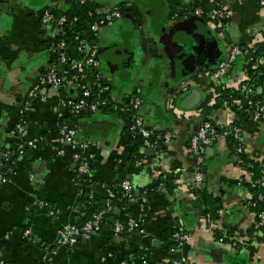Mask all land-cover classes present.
Here are the masks:
<instances>
[{"label":"crops","instance_id":"1","mask_svg":"<svg viewBox=\"0 0 264 264\" xmlns=\"http://www.w3.org/2000/svg\"><path fill=\"white\" fill-rule=\"evenodd\" d=\"M173 2L88 3L97 14L122 8V17L104 26L95 39L100 71L111 85V100L119 105H128L137 87L143 90L140 111L145 123L173 135L155 151L130 131L127 113L107 106L86 109L78 117L70 114L68 99L92 88L95 79L93 71L77 61L59 63L68 77L60 87H40L39 76L55 61L59 41L57 25L44 23L42 15L46 10H67L68 0L0 1V150L18 143L16 125L26 106L23 138H47L17 158L8 181L0 183V254L5 264H169L175 258L171 251L175 232L188 236L175 251L186 258L185 264H264V224L247 205L257 187L236 150L238 142L220 135L206 148L202 169L206 202L193 186L197 154L191 146L204 120L220 129L239 124L246 156L264 162V117L252 118L248 94L242 89L253 83L257 98L264 102V65L258 61L264 42V4L262 0ZM215 4L229 15L223 29L206 16H174L176 10ZM233 44L246 47L249 54L240 56L217 79L210 74L217 67L213 62L224 59ZM184 82L189 85L185 92L202 93L196 109L179 106ZM66 125L78 127L74 144L63 140ZM77 151L92 154L94 209L108 206L111 221L87 241L53 246L64 224L81 223L86 215L75 174ZM140 160L145 164H138ZM123 179L132 181L138 197L147 195L143 231L114 230V219H142L140 201L127 204L116 190ZM161 180L169 184L167 193L158 190ZM42 200L55 205V216L39 207Z\"/></svg>","mask_w":264,"mask_h":264},{"label":"built area","instance_id":"2","mask_svg":"<svg viewBox=\"0 0 264 264\" xmlns=\"http://www.w3.org/2000/svg\"><path fill=\"white\" fill-rule=\"evenodd\" d=\"M6 1V0H0ZM70 2L78 1L82 4H88L90 0H68ZM264 4V0H262ZM91 14H94L93 10H89ZM122 14V8L120 6H115L112 9L98 14L96 19L91 24V31L94 35H98L100 30L106 26L108 23L112 22L114 19L119 18ZM190 14L195 16H206L211 21L214 22L216 28L223 29L228 20V13L223 9L222 6L215 4L210 8H204L203 6H193L189 9L176 10L174 16H182L183 18L188 17ZM42 20L44 23H53L58 27L59 35L64 31V24L67 20L65 15L57 17L52 11L46 10L42 15ZM76 31V30H75ZM58 35V37H59ZM75 40L77 41V48L80 52L84 53L81 59H70L67 53L66 43L59 42L55 53L57 57L55 61L50 64L48 69L41 73L39 76L40 87L53 86L60 87L64 82L68 81V77L64 74L59 66V63H64L69 60L77 61L81 67L89 68L93 70L94 81L93 87L98 89L100 94L99 98L89 102L88 98L91 96V88L86 87L82 91V95L78 98H70L67 101V106L69 108L70 114L73 117H78L85 111L89 109L91 111H96L99 107L110 106L116 111L124 112L128 114L130 120L129 129L135 135L141 136L143 138L144 145L151 147L153 150L158 151L164 142H168L172 139V133L161 134L155 128L147 126L145 123V118L140 111L141 107V88L137 87L133 93L128 105H119L111 100V85L108 83L101 71H100V49L96 44L90 43L89 39L82 36L79 31L75 32ZM249 49L242 47L238 44H233L228 52L227 56L220 61L217 67L210 72L215 78H221L227 72V70L232 66V64L240 57L249 54ZM261 53L264 51V42L260 48ZM259 64L264 65V54H261V58L258 59ZM258 65V64H257ZM189 89V85L184 82L183 92ZM248 94L247 100V111L251 114L252 118L255 120L262 119L264 117V102L257 98L256 88L253 83H246L242 88ZM237 90H241V87H237ZM28 107H24L23 114L20 117L16 129L19 135V141L15 148H8L0 150V183H5L8 181L12 167L6 168V164L9 161L16 160L17 158L26 154L27 149L35 150L39 147V144L46 140L44 135H37L30 139L23 138V133L25 130L26 118L25 112ZM78 132V127L73 125H66L62 128L61 133L63 140L69 144L75 143V138ZM223 135L229 139H237L236 150L239 154H245L244 147L241 143L242 138V126L239 124H229L224 128L219 129L211 120H204L199 128V130L191 138L192 150L197 154V171L194 175L193 186L194 189H201L202 184L205 179L203 172V162L204 154L206 148L215 142L218 136ZM74 161L77 163L76 171L78 175H84L90 173L91 171V159L92 154H86L81 151H77L73 155ZM138 164H145V160L138 161ZM261 170L264 173V162L261 163ZM249 174L253 178L254 186L258 188H264V178H256L255 173L251 169H248ZM160 175V173L158 172ZM116 190L123 200L129 202L140 201L142 210V219H136L130 217L126 222L122 220H115L114 230L116 233L122 231L133 232L135 230L143 231V211L147 203V195H142L138 197L134 190V185L130 179L121 180L116 187ZM158 190L161 192H168V187L161 180L158 183ZM83 192L82 189L80 191ZM255 199L251 198L247 200V205L254 210L257 202L264 203V192L260 190L256 193ZM39 207L45 210L50 216L56 215L55 205L49 200H42L39 202ZM110 208L99 209L94 212L91 216L87 217L82 223H66L58 231L56 238L53 242V246H64L72 247L79 241H87L93 233L100 231L104 224V219L109 213ZM255 211V210H254ZM256 216L260 223L264 224V207L260 211H255ZM86 216V215H85ZM30 230H26L25 234H29ZM186 234H181L175 232L172 239L175 241L174 247L171 250L172 253L176 251L178 247H181L185 240L187 239ZM225 238L221 237L220 241H224ZM237 244L236 242H234ZM186 258L184 256L178 258H172L169 264H185ZM0 264H5L4 260L1 259L0 254Z\"/></svg>","mask_w":264,"mask_h":264},{"label":"trees","instance_id":"3","mask_svg":"<svg viewBox=\"0 0 264 264\" xmlns=\"http://www.w3.org/2000/svg\"><path fill=\"white\" fill-rule=\"evenodd\" d=\"M170 1L173 4L175 3V2H173V0H170ZM89 10H90V8L88 7V4H82L78 1H73V2H70V6L67 10H65L61 13L53 11V13L57 17H59L61 15H65L67 18V20L64 24V31L62 33H60V35H59V42L64 41L66 43L67 53H68V56L70 57V59H81L84 56V53L80 52L77 48V41L75 40V32L76 31H79L82 36H85L86 38H88L90 43H93V41L97 38V35H94V33L91 31V24L94 22V20L96 19V16L98 14L97 13L91 14L89 12ZM260 53H261V51H260ZM261 54H264V51ZM56 57H57V55L55 53L54 58H56ZM93 73H95V72L93 71ZM91 91H92V94L88 98L89 102L96 100L100 97L99 96L100 94L98 93V89L95 86L91 88ZM202 107L204 109H207L206 104H203ZM128 120H129V118H128ZM129 124H130V120H129ZM138 137L140 138L139 143L143 144L144 143L143 138L141 136H138ZM232 141L237 142V139L232 138ZM15 147H16V144H14L10 148L12 149ZM28 150L29 149H27V151ZM240 156H241V159L243 160V163L245 164V166L247 168L249 167L248 169H251L252 171H254L255 179L256 178H261V179L264 178V173L261 170V168H262L261 163H257L251 159H248L246 154H240ZM14 161L15 160L7 162L6 168L12 167ZM75 174L78 178L81 189L83 191L81 200L86 203V206H85L86 216L84 218V220H85L87 217L91 216L94 212L98 211L99 209L106 208V206L100 207L98 210L94 209V204L97 201V196L90 188V186H91V180H90V176H89L90 173L87 174L86 176L78 175L77 171L75 170ZM163 182L166 184V186L169 185L165 181H163ZM260 190H262L264 192V188H258L257 187V192H259ZM195 192L198 193L201 196V198L203 200H205V202H206L208 197L206 196V193H205V191L202 190V188L201 189H195ZM253 199H255V198H253ZM124 201L127 204L132 203V202H129L126 200H124ZM263 207H264L263 202H257L254 210L258 212ZM143 214H145V209L143 211ZM110 217H111V213L109 212L106 215L104 222L111 221ZM115 220L116 219H114L113 222H115ZM171 239H172V236H171ZM173 243H175V242H173ZM172 256L176 258L179 256V254L177 252H175V253L173 252ZM40 264H44V263H40Z\"/></svg>","mask_w":264,"mask_h":264},{"label":"water","instance_id":"4","mask_svg":"<svg viewBox=\"0 0 264 264\" xmlns=\"http://www.w3.org/2000/svg\"><path fill=\"white\" fill-rule=\"evenodd\" d=\"M94 44H97V40L94 41ZM213 63L218 65L220 63V60L215 59ZM202 100H203V96L201 91L195 89L192 91L182 93L181 99L179 100V106L180 108L185 110L196 109L202 103Z\"/></svg>","mask_w":264,"mask_h":264},{"label":"flooded vegetation","instance_id":"5","mask_svg":"<svg viewBox=\"0 0 264 264\" xmlns=\"http://www.w3.org/2000/svg\"><path fill=\"white\" fill-rule=\"evenodd\" d=\"M122 15H123V11H122V14H121V16L119 17V18H121L122 17ZM119 18H116V19H119ZM116 19H114L113 21H115ZM101 59H100V66H101ZM142 90V89H141ZM142 93H143V90L141 91V95H142Z\"/></svg>","mask_w":264,"mask_h":264}]
</instances>
